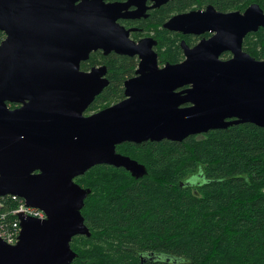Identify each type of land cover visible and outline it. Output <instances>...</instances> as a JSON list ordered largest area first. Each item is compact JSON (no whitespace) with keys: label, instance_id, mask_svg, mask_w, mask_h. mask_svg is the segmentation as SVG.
Listing matches in <instances>:
<instances>
[{"label":"water","instance_id":"obj_1","mask_svg":"<svg viewBox=\"0 0 264 264\" xmlns=\"http://www.w3.org/2000/svg\"><path fill=\"white\" fill-rule=\"evenodd\" d=\"M146 1L0 0V198L19 197L45 214L18 216V242L0 240V264L72 263V239L90 235L81 216L87 191L74 179L100 165L143 173L116 146L182 142L241 124L264 128V60L242 50L244 38L264 28L262 9L173 15L165 30L210 37L192 47L181 41L184 60L159 69L155 41L134 42L135 29L117 23L172 0ZM96 51L140 61L124 82L125 99L85 117L108 85L104 67L79 69ZM225 53L231 57L223 60Z\"/></svg>","mask_w":264,"mask_h":264},{"label":"trees","instance_id":"obj_2","mask_svg":"<svg viewBox=\"0 0 264 264\" xmlns=\"http://www.w3.org/2000/svg\"><path fill=\"white\" fill-rule=\"evenodd\" d=\"M252 4L264 12V0H174L131 23V36H151L161 63L177 64L181 41L192 47L205 37L165 30L172 15L207 7L243 12ZM242 50L264 60V28L248 34ZM96 65L105 66L109 84L93 101V111L121 99L137 67L135 57L100 51L83 64ZM115 149L143 173L100 165L75 178L87 191L81 216L90 235L72 239L71 264H143L139 258L146 254L153 258L144 264H264V128L241 124L182 142L124 143Z\"/></svg>","mask_w":264,"mask_h":264},{"label":"built area","instance_id":"obj_3","mask_svg":"<svg viewBox=\"0 0 264 264\" xmlns=\"http://www.w3.org/2000/svg\"><path fill=\"white\" fill-rule=\"evenodd\" d=\"M43 220L45 214L35 208L27 207L23 199L16 196L0 198V240L9 246L18 242L21 231L18 216Z\"/></svg>","mask_w":264,"mask_h":264},{"label":"flooded vegetation","instance_id":"obj_4","mask_svg":"<svg viewBox=\"0 0 264 264\" xmlns=\"http://www.w3.org/2000/svg\"><path fill=\"white\" fill-rule=\"evenodd\" d=\"M172 1H174V0H172ZM172 1H168L167 3H169V2H172ZM106 2L107 3H112V2H117V3H125L126 2V0H106ZM167 3H165V4H167ZM154 4V1H152V0H147L146 1V6L147 7H151L152 5ZM164 4V5H165ZM164 5H161V6H164ZM161 6H159V7H157V8H150V9H147L146 11H145V15H146V17H148V13L150 12V11H152V10H156V9H158V8H160ZM133 10H135V8L134 7H130L129 8V11H133ZM188 12V11H187ZM177 14H180V13H177ZM174 15H176V14H174ZM173 16V15H172ZM146 17H140V18H138V19H133V20H131V19H119V20H117V23L120 25V26H122V27H124L125 29H127V30H129V29H135V27L134 26H132V24L131 23H134L135 21H137V20H140V19H145ZM122 22H124V23H129V24H131V25H129V26H126V25H124V24H121ZM135 32V30L134 31H131L130 33H129V38L132 40V41H134V42H138L139 40H141V39H143V38H152L151 36H142V37H140L138 40H134L133 38H132V36H131V34L132 33H134ZM170 32V31H169ZM172 33H177V34H180V35H182V36H188V37H191V38H193V39H196V38H202V37H205V38H208V37H210V34H204V35H207V36H204V35H202V37L201 36H192V35H184V34H182V33H179V32H172ZM150 34H152V33H150ZM153 39V38H152ZM154 40V39H153ZM200 40V39H199ZM184 41V40H183ZM195 45V44H194ZM155 47V46H154ZM154 47H153V50H154V52H155V49H154ZM97 52V51H96ZM100 52H102V51H100ZM93 53V52H92ZM103 53V52H102ZM111 53H113V52H111ZM156 53V59H157V66H158V68L159 69H162L165 65H170V64H168V63H161V59L159 58V55L157 54V52H155ZM91 54V53H90ZM104 54V53H103ZM110 54V53H109ZM115 54V53H114ZM105 55H108V54H105ZM117 55V54H116ZM183 55V54H182ZM121 56H124V55H121ZM231 56V55H230ZM127 57H129V56H127ZM133 57H135V62L137 63V67H136V69H135V73H136V70L138 69V65H139V58H138V56H133ZM89 58V57H88ZM132 58V57H131ZM88 60V59H87ZM87 60L86 61H84V62H81V64H80V71L81 72H83V73H90V71L93 69V68H100V67H104L105 68V66H102V65H96V66H91V67H84L83 66V64H85L86 62H87ZM184 60V56H183V58H182V60L181 61H179V62H177V64L178 63H180V62H182ZM226 60V59H225ZM171 65H175V64H171ZM105 70H106V68H105ZM135 73L133 74V76L132 77H130V78H128L127 80H129V79H131V78H134L136 75H135ZM103 78H105V79H107L106 78V73H105V75L103 76ZM126 80V81H127ZM108 81V80H107ZM108 84H109V82H108ZM108 86V85H107ZM106 86V87H107ZM105 87V88H106ZM189 86H185V87H182V88H179V89H177L176 90V92H181V91H183V90H185L186 88H188ZM104 88V89H105ZM103 89V90H104ZM102 90V91H103ZM102 93V92H101ZM100 93V94H101ZM99 94V95H100ZM98 95V96H99ZM97 97V96H96ZM95 97V98H96ZM123 99H125V96H124V84H123V93H122V98L121 99H119L117 102H113V103H111L110 105H108V106H106L105 108H107V107H109V106H112V105H114V104H116V103H118V102H120V101H122ZM95 100V99H94ZM93 100V101H94ZM93 101H92V103H93ZM92 103L87 107V109L85 110V112L83 113V116H85V117H88V116H90V115H92V114H94V113H96V112H98V111H100V110H102V109H98V110H95V111H93V110H91V108H92ZM15 107H18V105H15ZM111 167V166H110ZM195 179H196V177H194L193 179H192V181H194L195 182ZM74 182H76V180L74 179ZM78 185V184H77ZM82 210V209H81ZM75 238V237H74ZM153 258V256L152 255H141L140 256V261L142 260V262H143V264L146 262V261H148V260H151Z\"/></svg>","mask_w":264,"mask_h":264},{"label":"rangeland","instance_id":"obj_5","mask_svg":"<svg viewBox=\"0 0 264 264\" xmlns=\"http://www.w3.org/2000/svg\"><path fill=\"white\" fill-rule=\"evenodd\" d=\"M196 181V180H195Z\"/></svg>","mask_w":264,"mask_h":264}]
</instances>
